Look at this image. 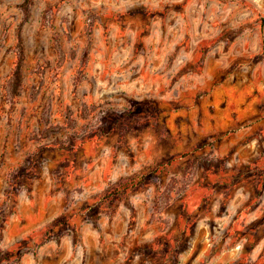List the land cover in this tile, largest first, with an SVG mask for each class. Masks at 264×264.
<instances>
[{"label": "rangeland", "instance_id": "374dc122", "mask_svg": "<svg viewBox=\"0 0 264 264\" xmlns=\"http://www.w3.org/2000/svg\"><path fill=\"white\" fill-rule=\"evenodd\" d=\"M0 264H264V0H0Z\"/></svg>", "mask_w": 264, "mask_h": 264}, {"label": "trees", "instance_id": "16d2710c", "mask_svg": "<svg viewBox=\"0 0 264 264\" xmlns=\"http://www.w3.org/2000/svg\"><path fill=\"white\" fill-rule=\"evenodd\" d=\"M57 45V44H56ZM59 53V60L57 61V65L60 66L63 61V56L61 55L60 49L56 46ZM24 64V52L22 43L20 40L17 41L15 46V65L12 69L11 75L6 84V94L9 98L17 97L23 86V76L22 69ZM139 179L136 177H131L125 179L124 181L118 183L114 188L106 192V196L121 198V196L125 193V191L136 183H139Z\"/></svg>", "mask_w": 264, "mask_h": 264}]
</instances>
